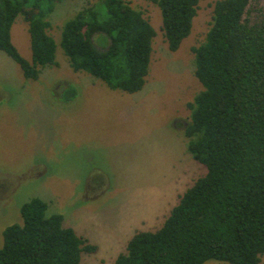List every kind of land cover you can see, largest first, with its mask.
Wrapping results in <instances>:
<instances>
[{
	"label": "trees",
	"instance_id": "1",
	"mask_svg": "<svg viewBox=\"0 0 264 264\" xmlns=\"http://www.w3.org/2000/svg\"><path fill=\"white\" fill-rule=\"evenodd\" d=\"M59 1L0 0V51L25 79L35 81L41 69L56 65L47 18ZM148 1L159 9L162 36L175 52L202 0ZM252 2L217 0L203 43L191 49L202 89L186 104L183 133L204 174L158 229L133 234L112 264H259L264 256V11ZM18 17L29 24V61L11 41ZM155 35L128 2L100 0L63 24L59 46L74 72L134 94L145 84ZM70 88L64 101L76 96ZM47 209L39 198L21 205V223L2 232L0 264H80L82 256L97 252Z\"/></svg>",
	"mask_w": 264,
	"mask_h": 264
},
{
	"label": "rangeland",
	"instance_id": "2",
	"mask_svg": "<svg viewBox=\"0 0 264 264\" xmlns=\"http://www.w3.org/2000/svg\"><path fill=\"white\" fill-rule=\"evenodd\" d=\"M99 1L55 4L47 32L56 43V65L41 69L37 80L25 79L0 51V247L3 230L21 223V205L39 198L48 214L61 215L64 225L97 246L80 264H112L133 234L158 229L204 174L187 151L183 127L186 104L202 89L191 49L203 43L217 0L199 2L191 32L175 52L162 36L159 9L148 0H124L156 33L145 84L134 94L74 72L59 46L63 24ZM252 4L264 11V0ZM28 27L18 17L10 35L29 61ZM70 86L76 96L64 101Z\"/></svg>",
	"mask_w": 264,
	"mask_h": 264
}]
</instances>
